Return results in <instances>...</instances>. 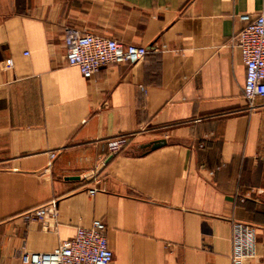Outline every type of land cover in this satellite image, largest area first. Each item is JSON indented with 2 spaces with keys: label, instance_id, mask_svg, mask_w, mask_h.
<instances>
[{
  "label": "crops",
  "instance_id": "0c3cea01",
  "mask_svg": "<svg viewBox=\"0 0 264 264\" xmlns=\"http://www.w3.org/2000/svg\"><path fill=\"white\" fill-rule=\"evenodd\" d=\"M262 10L264 0H0V264L48 253L96 219L109 264H232L234 221L255 229L247 264H264V98L248 110L232 42L242 16ZM66 26L148 53L86 78L66 61ZM51 201L57 226L44 228L28 212Z\"/></svg>",
  "mask_w": 264,
  "mask_h": 264
},
{
  "label": "built area",
  "instance_id": "2783aa9c",
  "mask_svg": "<svg viewBox=\"0 0 264 264\" xmlns=\"http://www.w3.org/2000/svg\"><path fill=\"white\" fill-rule=\"evenodd\" d=\"M243 28L232 37L239 49L245 66L243 97L248 110L256 107L254 101L264 98V10L254 17L242 16ZM63 42L65 58L69 65L76 66L80 73L90 78L101 67L107 65L136 64L148 53L144 46L123 44L114 38H107L81 31L73 26L64 27ZM7 67L12 60H7ZM128 142L120 135L108 143L111 155L119 152ZM54 156V152L50 153ZM96 188H89L93 194ZM31 219L44 228H56L57 210L51 201L31 209ZM106 225L96 219L87 227H77L75 234L61 241L48 253H23L22 264H109L113 253L106 237ZM255 229L251 224L234 221L231 226L232 264H247L255 256Z\"/></svg>",
  "mask_w": 264,
  "mask_h": 264
},
{
  "label": "water",
  "instance_id": "95a60500",
  "mask_svg": "<svg viewBox=\"0 0 264 264\" xmlns=\"http://www.w3.org/2000/svg\"><path fill=\"white\" fill-rule=\"evenodd\" d=\"M165 143V140L160 139V140H155L149 144H145L144 146H142V148H149V149H155L160 147L161 145H163Z\"/></svg>",
  "mask_w": 264,
  "mask_h": 264
}]
</instances>
